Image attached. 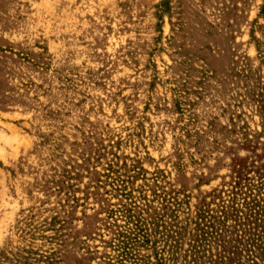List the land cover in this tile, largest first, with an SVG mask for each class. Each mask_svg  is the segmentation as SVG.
<instances>
[{
	"label": "rangeland",
	"instance_id": "obj_1",
	"mask_svg": "<svg viewBox=\"0 0 264 264\" xmlns=\"http://www.w3.org/2000/svg\"><path fill=\"white\" fill-rule=\"evenodd\" d=\"M0 264H264V0H0Z\"/></svg>",
	"mask_w": 264,
	"mask_h": 264
}]
</instances>
